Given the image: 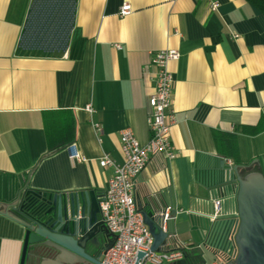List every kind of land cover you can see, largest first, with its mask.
I'll list each match as a JSON object with an SVG mask.
<instances>
[{"label": "crops", "instance_id": "crops-1", "mask_svg": "<svg viewBox=\"0 0 264 264\" xmlns=\"http://www.w3.org/2000/svg\"><path fill=\"white\" fill-rule=\"evenodd\" d=\"M37 1L0 0V206L14 205L27 185L102 200L112 170L100 161L122 162L124 131L149 142L152 57L175 50L176 159L151 160L135 201L176 213L177 239L167 251L191 246L197 233L188 215L210 214L216 188L231 200V167L264 175V16L245 0H217L215 12L200 0H54L56 7L36 11ZM123 5L132 8L124 18ZM43 24L55 51L26 45ZM70 143L81 162L70 161ZM24 239V229L0 214V264H22ZM196 253L203 261L189 248L188 262ZM37 264L61 263L52 255Z\"/></svg>", "mask_w": 264, "mask_h": 264}, {"label": "built area", "instance_id": "built-area-1", "mask_svg": "<svg viewBox=\"0 0 264 264\" xmlns=\"http://www.w3.org/2000/svg\"><path fill=\"white\" fill-rule=\"evenodd\" d=\"M200 1L208 3L211 11L219 8L217 0ZM131 13V6L123 5L119 15L124 18ZM179 59L180 54L175 50L157 52L152 57L151 64L156 74L154 93L148 101L151 109L148 119L149 142L141 146L131 131H124L120 137L122 162L117 163L109 157L100 161V167L112 170V177L100 202V217L108 232L115 237V243L104 253L101 264H178L184 260L185 251L189 248L202 252L204 264H207L204 259L206 254L212 257V264H233L236 259L234 238L238 213L231 201L233 197L229 200L222 188H216L212 193L213 214L209 216L211 231L208 236L202 239L195 234V242L191 246L181 244L172 251L152 252L154 239L136 206V183L151 160L155 157L168 161L176 159L170 138L171 128L176 125L177 119L173 110L174 77L169 65ZM86 111L93 112L91 107H87ZM68 153L72 163L82 161L74 144L69 147ZM202 180L209 182L205 177ZM174 221L175 218H170L169 214L164 216V231L169 233L172 240L177 239ZM140 254L143 258L138 260Z\"/></svg>", "mask_w": 264, "mask_h": 264}, {"label": "water", "instance_id": "water-1", "mask_svg": "<svg viewBox=\"0 0 264 264\" xmlns=\"http://www.w3.org/2000/svg\"><path fill=\"white\" fill-rule=\"evenodd\" d=\"M225 163L221 164L224 169ZM238 225L234 242L237 248L233 264H264V175L243 177L240 168L231 174ZM31 196L38 201L35 208H26ZM99 195L92 191L51 194L29 190L27 185L14 205L0 206V214L25 231L22 264H37L56 255L61 264H101V259L115 243L100 217ZM144 223L154 239L152 252H166L172 239L164 231V213L152 208L145 211L137 204ZM172 212L170 218L175 216ZM188 215L194 232L202 239L211 231L209 216ZM143 255L138 256L141 260ZM178 264H182L181 262Z\"/></svg>", "mask_w": 264, "mask_h": 264}, {"label": "trees", "instance_id": "trees-1", "mask_svg": "<svg viewBox=\"0 0 264 264\" xmlns=\"http://www.w3.org/2000/svg\"><path fill=\"white\" fill-rule=\"evenodd\" d=\"M48 1H54V0H42V1H37L36 5L34 6L35 10L37 11V9H41V8H51V7H56V2L54 4V6H43L44 4H49ZM249 5L253 6L254 8H256L263 16H264V0H245ZM49 28V26L47 24H43L42 26H37L36 30L33 31V35H37V38H40V45L39 46H33L34 48L30 47L33 50H38V51H45V52H50L55 51L56 49L54 48H48L46 45V40H48L50 33L46 32V30ZM38 40V39H37ZM39 42V41H38ZM74 143H70L69 147L71 145H73ZM243 177H245L244 175H242ZM38 201L29 196L26 199V203H25V207L26 208H35L38 206ZM189 256L188 254H185V258L184 260L181 262L182 264H198L201 263V258L200 255L198 253H196V259L197 261L194 262H188Z\"/></svg>", "mask_w": 264, "mask_h": 264}, {"label": "rangeland", "instance_id": "rangeland-1", "mask_svg": "<svg viewBox=\"0 0 264 264\" xmlns=\"http://www.w3.org/2000/svg\"><path fill=\"white\" fill-rule=\"evenodd\" d=\"M48 2H49V4H44L43 6H51V5L54 6V4H55V1H52V2L48 1ZM27 37H28V42H26L27 46H30V47L34 48L33 46H35V45L39 46L40 45L39 44L40 43V38H37V35L29 34ZM212 261H213L212 257L208 255L207 263L208 264H212Z\"/></svg>", "mask_w": 264, "mask_h": 264}, {"label": "flooded vegetation", "instance_id": "flooded-vegetation-1", "mask_svg": "<svg viewBox=\"0 0 264 264\" xmlns=\"http://www.w3.org/2000/svg\"><path fill=\"white\" fill-rule=\"evenodd\" d=\"M102 260V259H101ZM198 264H204V262L201 260V263H198Z\"/></svg>", "mask_w": 264, "mask_h": 264}]
</instances>
